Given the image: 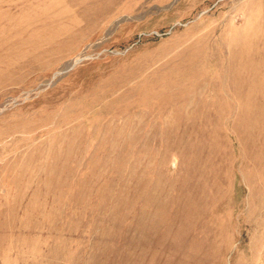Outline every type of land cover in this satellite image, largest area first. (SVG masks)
<instances>
[{"label": "rangeland", "instance_id": "1", "mask_svg": "<svg viewBox=\"0 0 264 264\" xmlns=\"http://www.w3.org/2000/svg\"><path fill=\"white\" fill-rule=\"evenodd\" d=\"M0 264H264V0H0Z\"/></svg>", "mask_w": 264, "mask_h": 264}]
</instances>
